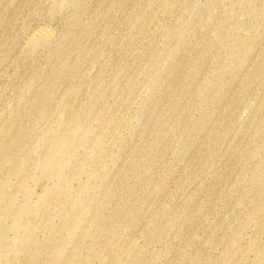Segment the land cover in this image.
Wrapping results in <instances>:
<instances>
[{
	"label": "rangeland",
	"instance_id": "374dc122",
	"mask_svg": "<svg viewBox=\"0 0 264 264\" xmlns=\"http://www.w3.org/2000/svg\"><path fill=\"white\" fill-rule=\"evenodd\" d=\"M263 1L0 0V264H264Z\"/></svg>",
	"mask_w": 264,
	"mask_h": 264
},
{
	"label": "bare ground",
	"instance_id": "6f19581e",
	"mask_svg": "<svg viewBox=\"0 0 264 264\" xmlns=\"http://www.w3.org/2000/svg\"><path fill=\"white\" fill-rule=\"evenodd\" d=\"M57 1L55 3V5H59L60 7L62 6L63 8H75L77 7L78 4H80V0H55ZM225 2V1H224ZM226 2L229 3L230 5V10H228L229 12V16L230 18H234V17H238V15L243 16L242 14L248 10L251 7H254L256 4H260L261 0H226ZM264 2V1H263ZM262 4V3H261ZM258 6V5H257ZM257 8V7H256ZM258 9V8H257ZM263 9V8H262ZM261 9V10H262ZM264 11V10H263ZM252 12V11H251ZM256 12V10H255ZM247 13V12H246ZM245 13V14H246ZM250 13V12H248ZM253 15V14H252ZM249 17V16H248ZM251 17V16H250ZM243 18H245L243 16ZM247 18V17H246ZM236 19V18H235ZM239 20V19H238ZM237 20V21H238ZM240 21V20H239ZM238 21V22H239ZM234 23L237 24V22L234 21ZM242 23V22H241ZM239 24V23H238ZM237 24V25H238ZM243 24V23H242ZM236 26V25H235ZM239 26V25H238ZM51 28L50 27H39L38 30H36L33 34H31L29 36V38L27 39V43H26V52L28 54L35 53L39 50H42L43 48H45V46H47L48 41L50 36H52L51 34ZM235 49V48H234ZM33 161V160H32ZM36 161V160H34ZM33 164V163H32ZM37 166V165H35ZM31 167V166H30ZM34 168V165H33ZM22 181V180H21ZM20 181V182H21ZM23 182V181H22ZM21 184V183H20ZM23 184V183H22ZM21 187V186H20ZM28 209L27 205H24L21 208L22 212H25ZM20 216V215H18Z\"/></svg>",
	"mask_w": 264,
	"mask_h": 264
}]
</instances>
